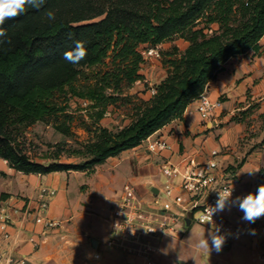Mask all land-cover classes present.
Returning a JSON list of instances; mask_svg holds the SVG:
<instances>
[{
    "label": "trees",
    "instance_id": "obj_1",
    "mask_svg": "<svg viewBox=\"0 0 264 264\" xmlns=\"http://www.w3.org/2000/svg\"><path fill=\"white\" fill-rule=\"evenodd\" d=\"M48 11L54 12V20L48 18ZM0 27L6 30V36L0 37V158L27 174L92 173L109 157L137 147L165 125L183 119L188 105L231 57L259 51L264 0H45L40 9L28 8ZM178 37L188 46L168 60V74L154 86L156 93L136 107L128 124L116 130L98 127L91 140L74 148L71 153L83 157L81 162L43 164L15 143L20 128L37 122L52 123L72 135L71 117L57 102L60 96L88 101L96 121L100 120L125 88L144 79L141 47L157 48ZM76 41L84 43L87 55L73 64L64 53L73 50ZM109 57V69L77 85L85 69L98 67ZM243 162L227 170L235 171ZM259 173L255 192L264 184V167Z\"/></svg>",
    "mask_w": 264,
    "mask_h": 264
},
{
    "label": "crops",
    "instance_id": "obj_2",
    "mask_svg": "<svg viewBox=\"0 0 264 264\" xmlns=\"http://www.w3.org/2000/svg\"><path fill=\"white\" fill-rule=\"evenodd\" d=\"M208 94L212 100L222 102L212 123L203 122L198 101H192L183 119H176L153 134L163 136L172 145L171 150L159 154L150 153L143 141L137 147L109 157L92 173L71 170L27 174L16 171L0 158V207L7 208L12 220L10 238L0 240L2 248L15 255L27 256V264L141 263L142 258L110 241L119 199L129 193L143 202L150 201L155 194L153 189L158 190L165 181L161 173L162 164L181 161L184 167L190 159L203 162L215 150L218 152L219 170L225 177L229 166H236L244 159L233 174L239 183L238 196L255 193L260 171L247 172L264 167V137L247 138V130L253 126L249 128L240 115L252 112V117L264 116V45L257 52L248 50L231 57L209 83ZM122 118L124 116L120 115V120ZM127 121L124 120L123 126L129 123ZM43 185L56 190L47 215L64 222L63 228L52 229L45 235L41 234L42 227L34 220L39 190ZM187 205L188 196H185L181 219L174 217L169 220L181 223L183 230L192 223L191 220L187 224L183 214ZM222 214L224 220L231 219L240 226L239 238L264 263V233L261 228L255 222L243 220V212L238 206L230 204ZM31 234L40 239L39 248H34L28 241ZM156 241L153 255L160 250ZM233 247L234 242L226 239L223 248L231 250ZM153 260L154 264H162L154 257ZM174 260L164 264H174ZM180 262L184 261L175 260V264Z\"/></svg>",
    "mask_w": 264,
    "mask_h": 264
},
{
    "label": "built area",
    "instance_id": "obj_3",
    "mask_svg": "<svg viewBox=\"0 0 264 264\" xmlns=\"http://www.w3.org/2000/svg\"><path fill=\"white\" fill-rule=\"evenodd\" d=\"M259 44L260 46L264 45V34ZM157 48H149L144 54L153 55L155 53L158 56ZM150 92L154 95L156 88L151 86ZM197 101L198 111L203 122L211 124L217 110L222 106L221 100H212L208 94V86H206L205 91ZM144 142L147 150L153 154L172 149V145L163 136L151 135ZM217 156L218 152L215 150L209 159L203 162L190 159L184 167L181 165V161L165 162L161 165V173L165 181L148 202L141 201L135 194L128 193L122 196L115 209L116 220L111 229V243L131 251L134 256L143 259L141 263L135 264H154L155 241L166 232L176 231L168 222L174 217L181 219V207L185 202V196H188V205L183 208L185 218L189 212H192V220L195 212H198L196 221L200 224L207 228L219 227L222 235L239 237L241 235L240 226L231 219L224 220L222 211L213 215L212 224H207L204 219L208 213V206H215L217 202V191L233 188L232 200L239 195L238 181L228 179L223 175L219 170L220 163ZM55 195V189L46 185L40 187L39 205L34 220L36 224L42 227V235L52 229L63 228L64 226L62 220L47 215L50 202ZM255 224L264 233V216L257 219ZM11 225L12 220L7 208L5 206L0 207V240L10 238L9 227ZM28 241L34 248H39L41 245L40 239L33 234L28 237ZM27 263V256L15 255L0 245V264Z\"/></svg>",
    "mask_w": 264,
    "mask_h": 264
},
{
    "label": "rangeland",
    "instance_id": "obj_4",
    "mask_svg": "<svg viewBox=\"0 0 264 264\" xmlns=\"http://www.w3.org/2000/svg\"><path fill=\"white\" fill-rule=\"evenodd\" d=\"M214 28H218V25L215 24ZM187 46L188 42L178 37L158 46L156 49L158 56L155 53L153 55L144 54L145 61L142 63L140 70L144 79L138 80L132 86L125 88L120 95L121 99L116 104L109 105L106 114L100 120L96 121L94 117L95 110L88 101L70 94L60 96L57 102L60 106L65 107V113L71 117L68 124L72 135L63 134L52 123L37 122L20 128L15 136V143L31 159L43 164L81 162L83 157L75 155L71 151L74 148H80L84 143L91 140L95 134V129L98 127H108L116 130L121 128V125L123 126L124 120L128 119V123L129 119L133 117L136 107L143 106L151 98L150 87L156 86L167 76L170 68L168 60L180 56ZM141 48H143V53L146 52L144 47ZM174 48H177L178 52ZM111 60L112 58L109 57L104 64L85 69L86 75L81 76L77 85L81 86L87 83V76L91 78L93 74L109 69ZM116 113L123 115L124 118L120 120V115L117 116ZM250 114L240 115L249 128L253 126V128L247 130L249 134L247 138L254 136L256 139H260L264 137V116L252 117ZM113 119L115 121H112ZM234 173L233 170H227V178L236 179L233 176ZM197 218L198 212H195L191 226L186 227L185 230H183L181 223L169 221L168 224L174 225L176 231L166 232L156 241L160 250L158 254L153 255L154 259L162 264L173 258L182 260L186 264H204L205 262L213 264H264L255 252L243 244V239L239 237L225 236L226 239L234 242V247L231 250L222 247L220 252H216L213 249L209 255L203 250L197 249L196 244L201 235L205 233L207 236L208 231L214 229V227L207 228L200 224L196 221ZM209 243L211 244V240H209Z\"/></svg>",
    "mask_w": 264,
    "mask_h": 264
},
{
    "label": "clouds",
    "instance_id": "obj_5",
    "mask_svg": "<svg viewBox=\"0 0 264 264\" xmlns=\"http://www.w3.org/2000/svg\"><path fill=\"white\" fill-rule=\"evenodd\" d=\"M45 4V0H0V26L5 24L6 20H11L24 14L28 8L40 9ZM47 16L50 20L55 19V14L52 11L47 12ZM71 33L68 34L71 38ZM6 36V30L0 27V37ZM2 42V41H0ZM87 55L86 48L82 41L75 42V48L64 53V59L70 63L77 64ZM259 169L247 172L253 174L259 172ZM218 192V199L215 206H208V213L204 217L207 224H212V217L216 212L223 211L226 206L231 204L232 206H238V209L243 212L242 219L254 223L257 219L264 216V184H261L255 193H249L243 197L237 196L235 200H232L233 188L223 189ZM253 234L255 230H252ZM211 240V244L209 243ZM225 235L220 234V228L216 227L208 231L207 236L205 233L201 235L196 247L199 250L211 254L214 249L216 252H220L225 243ZM99 259V256L96 257Z\"/></svg>",
    "mask_w": 264,
    "mask_h": 264
},
{
    "label": "water",
    "instance_id": "obj_6",
    "mask_svg": "<svg viewBox=\"0 0 264 264\" xmlns=\"http://www.w3.org/2000/svg\"><path fill=\"white\" fill-rule=\"evenodd\" d=\"M153 192H154V193H157L158 190L153 189ZM191 218H192V212H189V213H188V216H187V218H186V222H187V224H189V223L191 222ZM180 264H185V263H184V262H180Z\"/></svg>",
    "mask_w": 264,
    "mask_h": 264
}]
</instances>
